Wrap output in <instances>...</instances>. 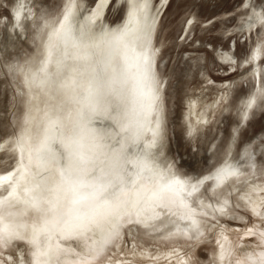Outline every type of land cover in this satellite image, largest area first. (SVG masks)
Returning a JSON list of instances; mask_svg holds the SVG:
<instances>
[{
	"label": "rangeland",
	"instance_id": "rangeland-1",
	"mask_svg": "<svg viewBox=\"0 0 264 264\" xmlns=\"http://www.w3.org/2000/svg\"><path fill=\"white\" fill-rule=\"evenodd\" d=\"M100 2L0 0V175L16 169L20 155L15 146L30 131L32 88L26 70L29 64L35 67L43 62L50 38L59 32L70 11H74L77 38L92 42V30L114 26L112 33L123 32L138 8L146 18L154 12L150 19H158L155 8L161 0H110L101 19L94 20L91 12L97 5L96 18L99 16ZM158 24L156 20L150 46L151 82L160 91L162 104L153 120L144 117L146 122L139 124L142 135L132 134L131 148H141L135 162L146 165L147 177L155 175V185L164 176L169 178L172 169L186 182L210 177L228 162L240 164L243 173L220 188L212 189L210 178L203 181L201 198L217 211L201 208L194 199L195 208L201 209L199 233L185 238L161 223H173L177 218V213H171L175 199L172 201L170 190L177 184L166 182L161 208L153 211L148 207L153 215L159 209L167 210L163 220L149 227L127 223L96 257L91 256L93 250L87 243L65 239L68 247L56 255V262L77 257V264H264V0H170ZM86 25H91L90 33H84ZM62 56L57 60L61 69L69 58ZM55 67L50 58L42 71L51 72L58 91L45 89L47 100L33 128L36 143L50 118L69 106L67 98L60 101L67 87V69L57 76ZM94 109L92 115H96ZM127 163L130 172L132 163ZM82 167L72 176L63 175L65 185L86 182ZM154 184H146L144 190L157 196ZM6 192L7 187L0 188L1 196ZM23 206L30 205L5 203L0 212L24 214ZM44 207L46 202L33 209L40 217ZM157 224L163 227L155 229ZM37 254L27 239L1 242L0 237V264H35Z\"/></svg>",
	"mask_w": 264,
	"mask_h": 264
},
{
	"label": "bare ground",
	"instance_id": "bare-ground-1",
	"mask_svg": "<svg viewBox=\"0 0 264 264\" xmlns=\"http://www.w3.org/2000/svg\"><path fill=\"white\" fill-rule=\"evenodd\" d=\"M109 1L101 0L97 18L96 5L91 12L92 19H101V11L107 7ZM162 13H157L158 19H150L154 12L146 18L143 9L138 8L132 12L123 32L112 33L114 26H107L105 31L102 28L92 30L93 41L84 42L82 37L77 38L73 30L74 11L71 10L59 32L53 33L50 38L45 52L43 51V62L35 67L29 64L26 81L32 88V108L28 113L30 131L27 129L26 136L15 146L14 150L20 155L16 169L0 175V188L7 187L6 194L0 195V206L5 203H27L30 206H23L24 214L0 212V237L1 242L17 238L27 239L38 251L35 264H57L56 255L59 252L60 255L61 249L64 250L67 246L65 239H77L87 243L93 250L91 256L96 257L105 252L127 223H139L143 227H149L152 223L163 220L162 214L169 213L167 210L159 209L153 215L148 207L153 211L161 208L160 200L164 197L166 182L177 184L174 188L171 184L170 189L174 197L172 201L175 199L171 213H177V218L173 223L165 220L161 223H167L171 228L169 231L185 235V238L199 233L198 213L201 209L195 208L194 199L199 200L198 205L201 208L208 207L211 211H217L201 198L203 181L205 183L206 178H210L211 188L215 189L224 187L243 173L240 164L228 162L209 175L210 177L186 182V179L172 169L169 178L164 176L155 185V175L147 177L144 175L146 165L135 162L134 158H139L137 156L141 154V148H131L134 144L132 134L142 135L139 124L146 122L144 117L153 120L162 104L160 91L151 82L150 56L154 24L157 20V27L159 26ZM84 27V33H90L91 25ZM73 54L78 58L74 59ZM62 55L69 58L61 69H67V87L60 101L67 98L65 103L69 106L67 105L66 111L61 109L60 114L50 118L41 140L36 143L33 128L43 110L44 99L47 100L45 89L53 88L58 91L50 78L51 72L43 73L48 59L53 58L54 65H57V60ZM257 60L256 58L255 61ZM68 61L69 65H66ZM55 70L56 67L53 68ZM86 84L91 85V95L87 101L79 102L85 95L83 85ZM54 95L56 94L50 96L53 98ZM93 109L96 115H92ZM94 120L96 121L91 126ZM235 133L238 134V129ZM234 140L235 137L233 142ZM62 144L66 147L61 154L59 149ZM114 147L122 148L119 161L113 158ZM81 157L85 159L83 162ZM128 160L132 163L130 172H127ZM83 163H86V182L65 185L63 175L76 174ZM66 164L68 167H65ZM148 183L154 184L157 196L149 195L144 190ZM118 199V204H115ZM44 202L47 207H44L45 213L42 211L39 217L37 210L33 208L43 206ZM216 207L219 212H223L222 206ZM162 227L163 225L157 224L155 229ZM77 259L79 258L66 257L58 264H77Z\"/></svg>",
	"mask_w": 264,
	"mask_h": 264
},
{
	"label": "snow or ice",
	"instance_id": "snow-or-ice-1",
	"mask_svg": "<svg viewBox=\"0 0 264 264\" xmlns=\"http://www.w3.org/2000/svg\"><path fill=\"white\" fill-rule=\"evenodd\" d=\"M73 58L76 59L78 57H76V55L73 54ZM55 72H56L57 75H59L60 72H61V66H60L59 63L57 64ZM83 87H84L85 95L82 97L81 101H79V102L87 101L89 99V96L91 95V85L90 84H86V85H83ZM117 143L119 144L120 142L117 141ZM65 147L66 146L63 145V144L60 146L59 151H61V154H62V151L65 149ZM121 152H122V148L121 147H114L113 148V158H114L115 161H119ZM65 167H68V165L66 164Z\"/></svg>",
	"mask_w": 264,
	"mask_h": 264
},
{
	"label": "crops",
	"instance_id": "crops-1",
	"mask_svg": "<svg viewBox=\"0 0 264 264\" xmlns=\"http://www.w3.org/2000/svg\"><path fill=\"white\" fill-rule=\"evenodd\" d=\"M169 1L170 0H161L160 4L157 6V8H155L156 10L158 9L157 13L164 12ZM155 9H154V3H153V10L155 11Z\"/></svg>",
	"mask_w": 264,
	"mask_h": 264
},
{
	"label": "water",
	"instance_id": "water-1",
	"mask_svg": "<svg viewBox=\"0 0 264 264\" xmlns=\"http://www.w3.org/2000/svg\"><path fill=\"white\" fill-rule=\"evenodd\" d=\"M122 2V1H121ZM120 4V3H119Z\"/></svg>",
	"mask_w": 264,
	"mask_h": 264
}]
</instances>
